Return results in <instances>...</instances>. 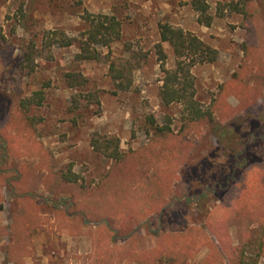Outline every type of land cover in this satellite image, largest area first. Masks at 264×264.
Listing matches in <instances>:
<instances>
[{"label":"rangeland","instance_id":"374dc122","mask_svg":"<svg viewBox=\"0 0 264 264\" xmlns=\"http://www.w3.org/2000/svg\"><path fill=\"white\" fill-rule=\"evenodd\" d=\"M192 1L0 0V171L8 175L9 184L4 183L8 197L13 189L31 197L23 201L21 215L14 216L17 227L13 230L20 232L23 243L12 238V230L0 227V264H264L261 224L242 213L236 197L220 208L230 187L245 173L242 162L264 164V0H207L213 17L210 27L199 23L200 14ZM234 1L255 3L251 22L255 36H250L246 28L250 21L244 15L229 9L218 15L220 4ZM30 3L33 11L23 17ZM87 13L115 15L122 22V38L110 49L114 55L148 54L134 72L132 91L115 94L109 63L105 59L77 61L78 45L44 47V35L50 30L79 37L89 27L84 20ZM160 23L190 31L219 51L217 62L192 69L196 97L203 108L209 109L214 101L219 105L214 124L202 123L183 133L184 148L187 144L189 150L182 178L174 182L175 196H148L130 205V212L123 211L122 201H117L116 211H104L109 198L101 199L98 210L80 209L85 201L95 202L94 193L119 166L95 150L93 139L117 137L122 152L129 154L150 143L149 116L160 125H171L176 135L183 129L182 106L165 107L159 97L164 77L156 52ZM33 43L41 55L32 71L20 63ZM127 46L132 49L126 50ZM162 46L166 68H176L173 48L168 43ZM100 50L103 57L110 51ZM69 72L81 73L87 85L69 88L65 77ZM230 81L225 95L224 85ZM39 91L44 94L43 104L27 112L33 119L32 130L15 134L14 122L26 119L18 104ZM92 93L100 104L92 100ZM74 98H78L77 104ZM8 137L20 139L23 147L18 145L9 153ZM170 144L175 146L173 141ZM24 146L33 157L21 155L26 152ZM69 169L79 177L78 182L64 180ZM213 185L216 190L208 191ZM196 194L209 197L206 202L199 199L194 205L186 204ZM10 201L6 200L10 212L5 206L1 209L7 227L14 222L12 214L17 208V201ZM163 202V210H156ZM140 206L146 211L139 210ZM38 225L42 226L36 228ZM173 233L184 237H165ZM206 233L221 250V262L216 256L210 260ZM157 246L166 253L156 252Z\"/></svg>","mask_w":264,"mask_h":264},{"label":"trees","instance_id":"16d2710c","mask_svg":"<svg viewBox=\"0 0 264 264\" xmlns=\"http://www.w3.org/2000/svg\"><path fill=\"white\" fill-rule=\"evenodd\" d=\"M32 4L33 3H30V5L27 6V12L23 13V17L33 11ZM254 4L255 3L252 1H250V5L247 1H234L220 4L218 15L223 16L224 11L228 9L232 12L244 15L245 20L248 21V23L250 21V26L248 25L246 27L250 32V36H255L257 33L255 34V27L253 23H251L254 18ZM192 5L196 12L200 14L198 19L199 23L210 27L213 23V17L209 14L210 6L207 0H193ZM84 20L89 24V27L82 32L79 37L68 36L66 32L62 30L47 31L44 35V47L50 48L57 45L61 48H66L78 45L80 52L76 55L77 61H102L105 59L109 63L108 75L114 84L115 94L118 92L132 91L134 89V72L142 67L148 54L133 51L130 58H125L114 55V53L111 52L110 49L112 45L122 38V22L117 16L87 13L84 16ZM158 27L161 42L156 45V52L164 75L159 97L162 105L165 107H169L173 104H180L182 106L183 129L179 135H176L173 133L171 125L168 123L160 125L153 116H149L147 117V133L152 132L153 134L150 143L146 147L129 154H124L122 152L120 148V139L117 137L93 139L92 146L95 150L106 158L116 160L119 166L102 182V184L105 185H102L103 187L94 193L95 202L90 200L89 202L85 201L86 203L83 204L84 206L80 204V209L94 208V210H98L97 204L103 203L100 202L101 199L104 198V200H107L106 198H109L110 207H112V205H114V207L111 209L108 204L103 207L104 211L108 213L116 211L117 201H120V203L122 201L124 202L122 205V208H124L123 211L130 212V208H132L129 207L130 205L139 204V201L141 203L148 196L151 198L157 196L159 198L171 197L175 191L174 182L176 180L180 181L182 178L181 168L185 162V153L189 150L187 144H185L184 148V134L186 135L187 133L185 130L196 129L200 127L202 123H207L209 125L214 124L216 114L219 112V105L214 101L209 109L203 108L196 97V83L192 69L197 65L217 62L219 59V51L190 31L175 27L169 23H160ZM254 36H252V39ZM256 37L258 38V36ZM252 39L250 38V43H252ZM162 43H168L173 48L177 58L176 68H166L167 55L164 52ZM100 48H108L110 50L109 54L103 57ZM131 49V46L126 47V50ZM40 55L41 51L36 49L33 43L32 46L24 51L20 65L29 67L33 71L34 62ZM65 77L67 86L71 89L84 87L88 83L86 77L81 73L69 72ZM234 78L235 77H233L232 80ZM230 84L231 81L224 85V92ZM224 94L226 95V92ZM90 97H93L92 100L100 104V100L96 94L92 93ZM77 99L78 98H74V103L76 104L78 103ZM43 101L44 94L39 91L18 104L19 109L24 111L26 119L22 120V118H20L18 121L16 120L14 122L15 134H22L32 130L33 119L27 115V112L33 106L42 105ZM168 120H170L169 117ZM3 128L6 129V126L4 125ZM258 136H261V134H258L257 137ZM27 138L28 137L24 139L26 140ZM15 139L6 138L9 153L18 145H21V148L23 147L20 139L14 141ZM172 141L175 143V146L170 144ZM24 150L26 152L23 151L21 155L24 154L28 157H33L32 153L25 146ZM240 166L244 167L245 173L238 179L237 185L230 187L229 192H227V198L221 203L220 208L224 207L226 202H229V199L236 197L242 213L245 216H249L250 220L257 221L261 224L263 234L260 242V255L264 256V164L255 165V163H250V165H247L246 162L243 161ZM69 170L68 173L63 174L64 180L67 182H78L79 177L73 173L71 169ZM194 173H196V171H194ZM192 183L193 181L191 182V188L193 187ZM214 186L215 185L207 190L214 192L217 185L216 187ZM193 191L195 192V190ZM173 196H175V194ZM208 197L204 194H196L186 204L194 205L199 199L206 202ZM247 201H249V203L245 204ZM165 206L166 203L163 202L157 204L155 209L162 211ZM141 209L145 210V207L140 206L139 210ZM218 209L219 208H217L216 211ZM147 213H149V211H147ZM27 216L29 217V215ZM32 216L33 215H31V217ZM214 216L215 213L214 215L212 214L211 217ZM28 217L27 219L29 221ZM16 223V220H14L10 227L12 230V238L17 242L23 243L20 232L13 230V228L17 227ZM210 228L212 234L218 240L222 241L221 235L214 231L212 227ZM210 235L208 233L205 235L207 240L205 244L208 245L212 251L210 260L216 256V259L218 258V261L221 262L223 259L222 252L218 249ZM160 236L164 235L162 234ZM165 237L169 240H177L184 236L173 233L167 234ZM156 252H159L160 255L166 253L165 248L160 246H157Z\"/></svg>","mask_w":264,"mask_h":264},{"label":"crops","instance_id":"0c3cea01","mask_svg":"<svg viewBox=\"0 0 264 264\" xmlns=\"http://www.w3.org/2000/svg\"><path fill=\"white\" fill-rule=\"evenodd\" d=\"M7 176L8 175H7L6 172L0 171V178H1V180H0V221H2V219L4 220V215H2L1 209H2V206L3 207L5 206L7 208L6 200H11L9 202L10 204L13 202L14 199L17 201L16 204H15L17 208L16 209L13 208L15 210V213L12 214V217L14 219L16 216H20L21 215V213H22L21 205H22L23 201H25L27 199H31V197H30V195H28V193H26L23 190L16 191V189H13V195L12 196L9 195L10 197H8V194L6 192V191H8V188H7L6 184H9L8 183L9 179L7 178ZM4 183H6V184H4ZM21 188H23V187H21ZM34 199L36 200V202L41 203V198L40 197L36 196ZM12 205L14 206V204H12ZM9 208H10V206L6 209V210H8V212H10V210H11V208L10 209ZM40 215H43V214H40ZM4 221H6V220H4ZM7 226H8L7 222L6 223L3 222V221H2V223L0 222V227L4 228V230H6V229H7V231L11 230L10 227H7ZM40 226H42V225H38V226H36V228H38ZM27 227H30V224L27 225ZM83 241L86 242L85 244H89V241L87 239L83 238Z\"/></svg>","mask_w":264,"mask_h":264}]
</instances>
